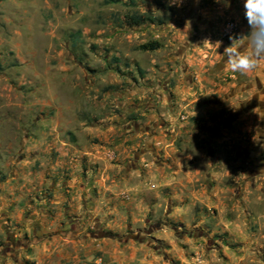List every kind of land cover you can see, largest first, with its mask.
I'll return each instance as SVG.
<instances>
[{
    "label": "rangeland",
    "instance_id": "374dc122",
    "mask_svg": "<svg viewBox=\"0 0 264 264\" xmlns=\"http://www.w3.org/2000/svg\"><path fill=\"white\" fill-rule=\"evenodd\" d=\"M243 4L0 1V264H50L38 257L44 240L33 230L50 210L48 182L71 179L59 147L84 154L95 143L89 127L122 120L132 136L144 131L134 144L144 169L169 163L173 150L174 165L193 179L161 189V212H149L143 234L114 236L131 246L128 255L137 251L130 264H264V138L249 102L257 79L264 103V64L233 73L223 55L250 41ZM135 14L156 22L132 25ZM229 23L236 30L224 37ZM153 42L158 49L141 48ZM78 168L95 179L101 165L85 159ZM81 259L109 263L100 252Z\"/></svg>",
    "mask_w": 264,
    "mask_h": 264
},
{
    "label": "crops",
    "instance_id": "0c3cea01",
    "mask_svg": "<svg viewBox=\"0 0 264 264\" xmlns=\"http://www.w3.org/2000/svg\"><path fill=\"white\" fill-rule=\"evenodd\" d=\"M107 123L89 127V135L95 143L83 151L84 154L78 146L59 147L64 169L61 171L69 174L71 179L63 183L55 180L48 182L52 195L47 201L50 210L44 212L41 229L33 230L34 235H41L44 240L37 255L50 264H84L82 256L90 261L99 252L107 258L108 264H130L137 257V251L132 256L128 255L131 246L128 248L122 242L115 245L114 236L126 235L133 228L131 234L134 236L139 232L143 234L149 212L152 210L155 215L161 212V189L186 188L193 181L191 173L186 172L181 163L174 165L178 153L173 150L164 155L166 159L168 156L171 159L170 165L160 162L157 167L144 169L139 163L143 150L137 153L134 145L136 142V146L139 145L144 131H137L139 126L133 125L137 133L132 136V127L126 121ZM155 138H159V145L164 139L161 133ZM75 157L78 159L74 162ZM85 159L101 165L95 179H88L80 172L78 166ZM165 215L168 221L176 218L169 212ZM24 225L25 231L32 226L28 223ZM137 226L142 228H135ZM158 234L160 239L171 238L166 232ZM83 237L91 241L85 244L76 241ZM34 238L37 239L36 236ZM77 243L82 245L76 247ZM71 246L74 248L69 249Z\"/></svg>",
    "mask_w": 264,
    "mask_h": 264
},
{
    "label": "clouds",
    "instance_id": "9594fccd",
    "mask_svg": "<svg viewBox=\"0 0 264 264\" xmlns=\"http://www.w3.org/2000/svg\"><path fill=\"white\" fill-rule=\"evenodd\" d=\"M243 7L250 26L249 39L255 40V49L240 52L231 44L224 49L223 55L227 57L226 65L229 71L247 74L264 64V0H244ZM204 43L213 44L210 41Z\"/></svg>",
    "mask_w": 264,
    "mask_h": 264
},
{
    "label": "flooded vegetation",
    "instance_id": "af4514ba",
    "mask_svg": "<svg viewBox=\"0 0 264 264\" xmlns=\"http://www.w3.org/2000/svg\"><path fill=\"white\" fill-rule=\"evenodd\" d=\"M243 47L244 48H239V51L240 52H244L245 50H252L254 51L255 49V40H250V41H244L243 42ZM264 54V53H262ZM255 88V93H253V96L252 98H250L249 102L250 104L253 106V108H255L256 110H259V114H260V118H259V125H260V130L258 132V136H260V138H264V116H263V105L264 103L260 101V98L259 96L261 95L262 93V86L257 82V79H256V85L254 86ZM248 101V100H247ZM228 121L231 123L233 117H232V114L229 115V117L227 118ZM223 125H226L227 126V123H222ZM221 123L217 124L216 127L220 126ZM215 127V129L213 130H216L217 128ZM213 132V131H212Z\"/></svg>",
    "mask_w": 264,
    "mask_h": 264
},
{
    "label": "trees",
    "instance_id": "16d2710c",
    "mask_svg": "<svg viewBox=\"0 0 264 264\" xmlns=\"http://www.w3.org/2000/svg\"><path fill=\"white\" fill-rule=\"evenodd\" d=\"M0 1H3V0H0ZM106 2L118 3L120 2V0H106ZM127 19L132 25H135V26H139L145 23H155L156 22V20L151 16L138 15V14L128 16ZM141 48L143 50H155L159 48V43L158 42L149 43V44L143 45Z\"/></svg>",
    "mask_w": 264,
    "mask_h": 264
},
{
    "label": "built area",
    "instance_id": "2783aa9c",
    "mask_svg": "<svg viewBox=\"0 0 264 264\" xmlns=\"http://www.w3.org/2000/svg\"><path fill=\"white\" fill-rule=\"evenodd\" d=\"M236 24L229 23L227 24L226 28L224 29V37H228L233 35L234 31L236 30Z\"/></svg>",
    "mask_w": 264,
    "mask_h": 264
}]
</instances>
